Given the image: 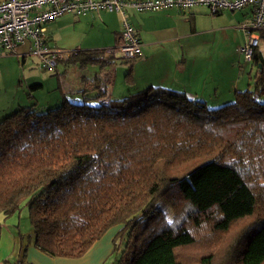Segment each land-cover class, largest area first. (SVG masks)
I'll return each mask as SVG.
<instances>
[{"label": "trees", "instance_id": "16d2710c", "mask_svg": "<svg viewBox=\"0 0 264 264\" xmlns=\"http://www.w3.org/2000/svg\"><path fill=\"white\" fill-rule=\"evenodd\" d=\"M104 56L76 50L64 63L103 67ZM251 63L253 89L214 109L159 86L99 101L97 79L83 80V102L19 107L0 121L2 220L27 208L33 247L51 258H80L121 226L116 264H264L259 49Z\"/></svg>", "mask_w": 264, "mask_h": 264}, {"label": "rangeland", "instance_id": "374dc122", "mask_svg": "<svg viewBox=\"0 0 264 264\" xmlns=\"http://www.w3.org/2000/svg\"><path fill=\"white\" fill-rule=\"evenodd\" d=\"M194 11L192 17H189L187 11L178 13L180 16H176L175 12L171 14L166 11L136 13L127 9L124 16L134 30H139L143 41L155 38L145 35V32L152 29H164L169 26L163 25L174 23L178 34L183 36L180 43L185 50H189L190 54L201 58L203 62L205 61L209 69L218 74L223 82L228 83L232 79L236 80L239 92L246 89L252 90L255 67L252 63L245 62L239 52V47L245 42V36L240 26L246 21V17H243V12L246 10L242 12L225 11L219 16L206 14L198 8ZM122 23V17L115 13L97 12L83 18L64 15L45 23L44 36L49 39L50 47L64 51L104 49L115 46L114 44L110 45L112 31L121 32ZM22 49L21 51H28L27 47ZM259 51L264 58V40L260 42ZM103 59H108L109 62L103 67L100 64L82 66L80 63H59L56 74L40 68L36 57H27L24 59V63L21 62V57L17 58L12 55L0 57V121L19 107L34 105L38 112H45L61 105L57 95L58 91L55 90L59 85L57 80L64 79L73 84L76 76L87 75L89 70L98 73L99 68L106 70L115 68V72L113 71L109 76L117 77L118 81L115 85L119 88L118 90L126 88L124 71L129 64L125 63V60L118 55L104 56ZM35 84H42L43 88L41 90L31 89L30 87ZM98 91V89H88L85 93L87 98H92L89 100L91 103L96 102L94 97ZM220 94L222 96V93ZM208 108L214 109L209 106ZM0 224L16 232L19 230L22 236L17 237L19 238L18 242L20 239L23 240L25 246L33 239L28 210L25 207L4 220L0 216ZM121 228V226L110 228L111 230H107L101 238L113 234L114 239ZM125 241L126 233L121 234L115 241L117 251L112 250V256L105 264H116Z\"/></svg>", "mask_w": 264, "mask_h": 264}, {"label": "crops", "instance_id": "0c3cea01", "mask_svg": "<svg viewBox=\"0 0 264 264\" xmlns=\"http://www.w3.org/2000/svg\"><path fill=\"white\" fill-rule=\"evenodd\" d=\"M197 8L203 10L206 14L208 13L206 8L198 6L186 10L189 12V17H192L195 13L194 10ZM186 11L167 10L166 12H170V14L175 12L177 13L176 16H180L178 13ZM246 12L247 10L243 12V17H245ZM173 15L175 14L173 13ZM163 26L169 27L160 30L152 29L151 31L145 32V35L155 37L145 41L142 40L139 30H136L140 41L142 40L143 56L141 57L142 59L138 58L132 64H129L132 65L131 73L133 81L131 84L125 82L126 88L118 90L119 88L115 85L118 81L117 77L109 76L110 73L115 72V68H109L107 70L99 68L98 73L89 70L87 71V75L76 76L73 84L68 83L64 79L57 80L59 85L55 90L58 91L59 103H63L65 100L71 102L81 101L83 97L80 95V92L87 88L83 80H87L88 82L92 79L99 81L100 90L104 92V97L99 101L121 99L129 94L139 92L146 87L159 86L183 92L190 98L203 101L210 108H217L228 102H232L235 93L239 92L236 80L232 79L228 83L223 82L218 74L209 69L205 61L203 62L201 58L190 54L189 50L184 49L180 43L183 36L178 34L174 23H167ZM120 33L118 31H112L110 45H116L120 42ZM46 40L50 46L49 39L46 38ZM107 48L94 50H99L104 53V50ZM21 50L23 49L21 48L19 52L23 53L24 51ZM129 65H127V68ZM127 68L124 71V76ZM55 73H58L57 70ZM37 85L40 86L36 89L41 90L43 88L42 84ZM231 92H233L232 95ZM220 93H222V96ZM56 102L58 103V101ZM18 233H20L19 230L16 232L13 229L6 228L4 225L0 226V264H21V262L26 264H105L112 256L113 234L104 236L95 242L82 257L70 259L51 258L44 255L33 247V239L25 246L23 240L20 239L18 242Z\"/></svg>", "mask_w": 264, "mask_h": 264}, {"label": "built area", "instance_id": "2783aa9c", "mask_svg": "<svg viewBox=\"0 0 264 264\" xmlns=\"http://www.w3.org/2000/svg\"><path fill=\"white\" fill-rule=\"evenodd\" d=\"M206 8L209 15L223 12H246L240 26L245 36L239 52L251 63L254 52L264 40V0H2L0 2V57H36L40 68L56 72L57 65L66 62L75 51H64L48 45L44 25L64 15L83 18L95 12L119 14L122 19L120 42L104 50V55H118L125 61L143 56L142 44L136 30L124 16L127 9L136 13ZM27 47L28 51L19 50ZM19 264V263H18Z\"/></svg>", "mask_w": 264, "mask_h": 264}]
</instances>
